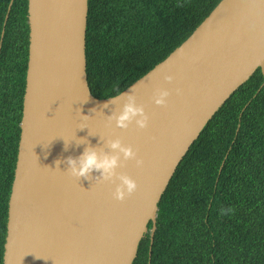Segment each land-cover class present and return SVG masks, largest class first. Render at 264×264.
I'll return each instance as SVG.
<instances>
[{"label":"water","instance_id":"95a60500","mask_svg":"<svg viewBox=\"0 0 264 264\" xmlns=\"http://www.w3.org/2000/svg\"><path fill=\"white\" fill-rule=\"evenodd\" d=\"M87 10L88 0H28L26 84L3 264H132L149 222L150 259L158 203L178 164L233 92L258 68L264 77V0H221L164 60L119 94L97 98L86 72ZM3 35L4 28L0 51ZM161 87L170 94L156 105ZM129 94L148 115L143 129L136 118L126 128L116 125ZM114 139L136 156L118 153L112 177L98 170L71 174L68 157L86 147L117 153ZM122 174L137 189L116 200Z\"/></svg>","mask_w":264,"mask_h":264},{"label":"trees","instance_id":"16d2710c","mask_svg":"<svg viewBox=\"0 0 264 264\" xmlns=\"http://www.w3.org/2000/svg\"><path fill=\"white\" fill-rule=\"evenodd\" d=\"M221 0H88L86 72L115 96L181 45ZM0 0V264L20 139L28 0ZM264 77L258 68L178 164L132 264H264ZM231 212L220 214L221 209ZM150 262V263H149Z\"/></svg>","mask_w":264,"mask_h":264},{"label":"clouds","instance_id":"9594fccd","mask_svg":"<svg viewBox=\"0 0 264 264\" xmlns=\"http://www.w3.org/2000/svg\"><path fill=\"white\" fill-rule=\"evenodd\" d=\"M164 80L172 81L173 75L165 74ZM181 90L176 89L179 93ZM170 92L167 88H157L154 91V103L156 105H165L167 97ZM136 118V125L139 129H143L148 124V115L145 113L144 108L135 103L134 97L129 94L128 100L124 103L122 109L115 115L116 125L120 128H126L128 122ZM110 147L118 150L117 153H99L94 147H86L77 158L68 157L67 163L72 175L85 176L93 170H98L107 179L114 175L118 163V153H123L125 158H133L136 154L130 147L121 144L119 139H114L110 142ZM138 166L143 164V160L136 158ZM120 183L116 186L113 196L116 200H123L127 195H131L137 189V182L128 175L119 176ZM231 209H221L220 214L231 212Z\"/></svg>","mask_w":264,"mask_h":264}]
</instances>
